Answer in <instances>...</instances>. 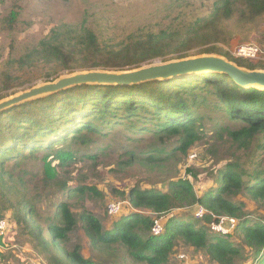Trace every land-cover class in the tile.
<instances>
[{
    "label": "trees",
    "instance_id": "16d2710c",
    "mask_svg": "<svg viewBox=\"0 0 264 264\" xmlns=\"http://www.w3.org/2000/svg\"><path fill=\"white\" fill-rule=\"evenodd\" d=\"M211 7L202 17L190 15L183 20L182 15H176L162 29L133 33L116 43L100 41L85 27L54 28L18 60L6 63L3 88L21 85L9 73L15 64L19 70H42L45 78H56L64 72H119L156 60L215 55L248 71H264V61L235 59L221 47H228L237 34L252 31L260 21L264 23V0H214ZM10 18L14 21L15 14ZM225 120L239 127L232 130L222 123ZM208 124L219 127V132L241 149L248 150L254 144L258 152L264 150V90L241 88L225 74L202 73L131 86L83 85L2 111L0 220L11 218L19 234L29 239L47 264H98L83 258L78 245L72 251L61 247L77 228L83 230L93 248L102 252L122 247L136 264H168L177 245L192 248L214 264H234L243 256L264 264V173L259 163L247 173L239 164L226 162L218 171L216 187L200 196L186 179L168 180L166 192L136 186L127 195L133 212L113 222L109 230H103L86 209L75 215L63 201L52 202L53 212L48 210L43 221L38 215L37 206L47 192L51 196L99 195L94 188H71L69 184L80 161L97 160L96 154L80 158L78 153L98 137H106L103 131L122 128L131 144L147 139L138 152H124L128 163L138 160L162 165L178 156L186 157L205 136ZM170 144L175 146L167 150ZM258 152L251 158L253 163ZM37 158L42 162L39 189L28 197L9 184L13 175L8 165L20 168ZM239 197L258 205L255 220V214L246 211L248 204L237 201ZM192 207L205 212L202 219L184 212ZM141 211L162 218L159 236L148 235L153 221ZM220 217L237 220L233 234L222 237L209 230V224ZM235 235L237 244L231 241Z\"/></svg>",
    "mask_w": 264,
    "mask_h": 264
},
{
    "label": "rangeland",
    "instance_id": "374dc122",
    "mask_svg": "<svg viewBox=\"0 0 264 264\" xmlns=\"http://www.w3.org/2000/svg\"><path fill=\"white\" fill-rule=\"evenodd\" d=\"M214 0H0V97H8L29 89L38 83L51 81L53 77L45 78L42 70L30 73L27 70H19L18 65H12L10 75L18 79V88L4 90L2 74L6 70V63L10 60H18L26 51L36 44L54 28L61 26L85 27L91 29L100 41L116 43L130 34L138 32L156 31L166 27L176 15H193L202 17L212 9ZM193 7V9H189ZM185 8V9H183ZM202 8V9H200ZM15 14V20L10 17ZM171 18V19H170ZM242 45H253L261 49L264 54V23L262 21L249 32L237 34L228 47L221 46L226 53ZM198 49L191 51L196 52ZM231 55V54H230ZM232 57V56H231ZM264 59V58H262ZM257 62V61H255ZM253 62V63H255ZM4 99V98H3ZM230 129L233 127L227 120ZM218 125V124H217ZM219 127L208 124L205 128V136L197 143L186 157H177L162 165H147L135 160L128 163L124 152H138L146 145L147 139L141 143L131 144L124 136L122 128L105 130L106 137H98L96 142L78 155L98 156L95 161H80L75 166L70 187L94 188L98 196L86 192L56 194L51 196L49 192L44 196L41 204H38L41 221L53 212L52 202H66L71 211L78 215L83 208L94 215L101 223L103 230H109L116 220L133 212L127 202L129 191L136 186L140 190H158L166 192L168 180L186 179L191 183L194 192L200 196L211 188L216 187L218 171L226 162H235L247 173L256 169V163L261 165L260 171L264 173V150L258 152L255 145L245 150L237 146L227 138L224 132H219ZM220 134H223L220 136ZM175 145H168L167 150ZM258 152L255 163L251 158ZM40 158V155H38ZM32 159L21 164V167H10L13 179L9 184L14 185L20 192H25L31 197L39 184L42 162L40 159ZM82 158V157H80ZM224 161V162H223ZM54 165V164H53ZM23 170L28 174L19 172ZM24 175V176H23ZM9 180V179H8ZM125 194V197L122 196ZM237 201L248 204L250 213L257 217L258 205H253L249 199L239 197ZM118 206L116 213H110L111 206ZM196 207L187 209L186 213L194 215ZM261 210L262 207H261ZM260 212V210H259ZM143 216L162 223V218L150 212L141 211ZM5 216L9 217L10 213ZM214 219V218H213ZM5 218V227L0 231V264H47L39 256L36 249L29 243V239L19 234V228ZM12 225H11V222ZM237 221V220H236ZM12 226V227H10ZM44 237L49 238L45 225ZM210 226V225H209ZM233 234V233H231ZM150 235V233H148ZM233 243L238 242V235L231 237ZM78 245L80 253L85 259L93 260L98 264H136L129 260L124 249L111 248L100 252L93 248L85 236L83 230L77 228L67 242L61 244L65 251H72ZM62 250V249H61ZM168 264H214L205 255L195 252L192 248L177 245L171 255ZM234 264H255L252 258L245 256L235 261Z\"/></svg>",
    "mask_w": 264,
    "mask_h": 264
},
{
    "label": "water",
    "instance_id": "95a60500",
    "mask_svg": "<svg viewBox=\"0 0 264 264\" xmlns=\"http://www.w3.org/2000/svg\"><path fill=\"white\" fill-rule=\"evenodd\" d=\"M202 73L225 74L241 88L264 90V71H248L215 55H198L166 62L156 60L127 71L96 69L72 73L64 72L51 81L38 83L29 89L0 100V112L83 85L131 86L151 81L191 77Z\"/></svg>",
    "mask_w": 264,
    "mask_h": 264
},
{
    "label": "built area",
    "instance_id": "2783aa9c",
    "mask_svg": "<svg viewBox=\"0 0 264 264\" xmlns=\"http://www.w3.org/2000/svg\"><path fill=\"white\" fill-rule=\"evenodd\" d=\"M230 54L235 59H243L251 62L264 61V59H262L264 58V54L261 51V49L253 45L238 46L235 49H233ZM118 209H119L118 206L114 205L109 208V212L116 213ZM204 213L205 212L202 209L196 210L195 218L202 219ZM209 225H210L209 230L212 233L216 235H220L222 237H226L227 235L231 234L234 231L237 225V221L233 218L220 217ZM4 227H5V223L3 221H0V231H2ZM161 232H162L161 222L158 220H154L150 234L153 237H155V236H159Z\"/></svg>",
    "mask_w": 264,
    "mask_h": 264
}]
</instances>
